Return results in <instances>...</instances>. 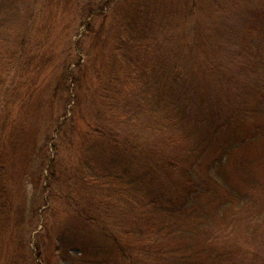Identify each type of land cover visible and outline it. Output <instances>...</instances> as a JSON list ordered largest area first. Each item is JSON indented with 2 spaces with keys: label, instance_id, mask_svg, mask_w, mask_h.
I'll use <instances>...</instances> for the list:
<instances>
[{
  "label": "rangeland",
  "instance_id": "1",
  "mask_svg": "<svg viewBox=\"0 0 264 264\" xmlns=\"http://www.w3.org/2000/svg\"><path fill=\"white\" fill-rule=\"evenodd\" d=\"M263 97L264 0H0V264H264Z\"/></svg>",
  "mask_w": 264,
  "mask_h": 264
},
{
  "label": "trees",
  "instance_id": "2",
  "mask_svg": "<svg viewBox=\"0 0 264 264\" xmlns=\"http://www.w3.org/2000/svg\"><path fill=\"white\" fill-rule=\"evenodd\" d=\"M118 47L116 48V51H123V49H124V47H122L123 46V43L121 42L119 45H117ZM127 47V46H126ZM120 53H122V52H120ZM65 77V76H64ZM59 81H63V80H61V78H59L58 79V83H59ZM71 83L73 84V83H75V80H73L72 78H71ZM260 96H262L263 95V93L261 94H259ZM263 99H264V97H263ZM263 99L261 98L260 99V101L262 102L263 101ZM72 114V113H71ZM0 116H1V114H0ZM2 119L4 120L5 118H4V116H2ZM65 121L63 120V123H64ZM1 150H3L2 152H0V164L1 163H3L4 161V155L6 154L7 156H8V159H7V161H9V160H11V158H12V156H10L11 155V152L12 151H9V153L7 152H5L4 151V149L2 148V149H0V151ZM0 170H2L3 171V168H1ZM51 176H52V173H51ZM10 177L12 178V176L10 175ZM41 176H37V178H34L35 179V184L34 185H38V183H39V178H40ZM45 177H47V176H45ZM44 179H46V178H44ZM3 175L2 174H0V196H2L3 195V193L2 192H4V190H5V185L3 184ZM45 188H43V191H45L46 189H48V185L46 184L45 186H44ZM36 256L37 257H40L39 255V252H36Z\"/></svg>",
  "mask_w": 264,
  "mask_h": 264
}]
</instances>
